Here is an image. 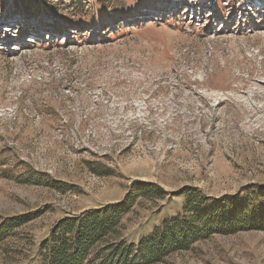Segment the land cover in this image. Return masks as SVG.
I'll use <instances>...</instances> for the list:
<instances>
[{
  "label": "rangeland",
  "instance_id": "rangeland-1",
  "mask_svg": "<svg viewBox=\"0 0 264 264\" xmlns=\"http://www.w3.org/2000/svg\"><path fill=\"white\" fill-rule=\"evenodd\" d=\"M74 2L37 14L0 0V226L31 218L0 264L135 182L212 198L264 188V0ZM182 203L143 202L129 241ZM160 264H264V230Z\"/></svg>",
  "mask_w": 264,
  "mask_h": 264
},
{
  "label": "trees",
  "instance_id": "trees-1",
  "mask_svg": "<svg viewBox=\"0 0 264 264\" xmlns=\"http://www.w3.org/2000/svg\"><path fill=\"white\" fill-rule=\"evenodd\" d=\"M19 1L35 8L37 14L58 11L53 8L58 0ZM175 198L183 200L180 211L163 219L138 241H129L126 222L143 202ZM29 219L3 222L0 244L15 236L16 229ZM253 230H264V188L249 185L236 195L212 198L198 188L170 193L155 183L135 182L121 202L62 218L37 247L32 241L29 247L18 248L12 259L14 264H160L214 236Z\"/></svg>",
  "mask_w": 264,
  "mask_h": 264
}]
</instances>
